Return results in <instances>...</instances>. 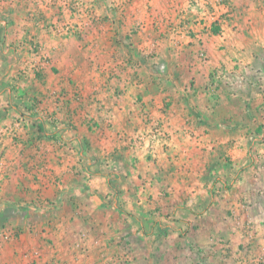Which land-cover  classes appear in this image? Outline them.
Listing matches in <instances>:
<instances>
[{"label":"rangeland","instance_id":"rangeland-1","mask_svg":"<svg viewBox=\"0 0 264 264\" xmlns=\"http://www.w3.org/2000/svg\"><path fill=\"white\" fill-rule=\"evenodd\" d=\"M15 4L0 264H264V0Z\"/></svg>","mask_w":264,"mask_h":264},{"label":"crops","instance_id":"crops-1","mask_svg":"<svg viewBox=\"0 0 264 264\" xmlns=\"http://www.w3.org/2000/svg\"><path fill=\"white\" fill-rule=\"evenodd\" d=\"M6 10H9V11H12V14L14 15V16H16L17 15V13H18V6H17V4H15L14 5V8H4V9H1L0 8V59H2L1 57L5 54V45H6V42L8 41H10L11 42V40H9V36H7V34H8V30L9 29H7V23H5V21H6V19H7V17H6ZM9 19V18H8ZM25 24V26L28 28L30 25H28V23H24ZM31 24V23H30ZM219 26V33L218 34H214L213 35V38H215L216 40H219V41H223L222 40V37L224 36V33L223 32H221V30L223 29V26H222V24L221 23H219L218 24ZM32 26V25H31ZM238 28V27H237ZM10 33H11V31H10ZM216 35V36H215ZM12 37V36H11ZM174 39H176V40H174V42H176V43H179L180 42V40H179V37L177 38H174ZM182 39H184L183 37H182ZM215 39H212L213 41L215 40ZM231 39V38H230ZM230 39H227L226 41L227 42H231L230 41ZM6 40V41H5ZM185 41V43H192L193 44V46L192 47H186V48H183V47H181L183 50H176V52H175V58H176V61H175V63H176V68L177 69H183L184 67H186L187 69H189V71L191 72V73H195V74H197V75H199V73H201L202 71H201V69L200 68H203V67H205L206 66V64L205 63H202L200 60H199V54L194 50V49H196V48H198L199 47V45L198 44H201V47H203V48H207L208 47V40H210V39H208V37H206V35H204V34H202V35H195L193 38H185L184 39ZM14 41V40H13ZM17 40H15L14 42H16ZM182 42V41H181ZM11 45V44H10ZM245 53V51L244 52H240V55L241 54H244ZM12 55V54H11ZM133 57H135V59L137 58V56L136 55H133ZM237 57V56H236ZM229 57L226 55V59H228ZM178 59V60H177ZM241 59H243V57H241ZM184 60V61H183ZM188 62V64H187V62ZM225 63H227V62H225ZM0 67H2V66H0ZM10 67V66H9ZM5 71V70H4ZM2 72L1 70H0V75L1 76H3L6 72ZM1 83V82H0ZM11 87L12 86H7V87H4L3 89H1L0 88V114L2 113V115L4 116L5 115V113L7 112V111H9V109H12V108H16L17 109V107L15 106V105H11L10 104V102H9V94L10 93H13V90L11 89ZM132 89H137V94H135V96L134 97H131V105H132V107L134 108V106H138V104L136 103V100L139 98V97H142L143 98V95L144 94H140L139 92H140V88H139V86L138 87H131ZM171 91H173V92H177V89H176V87L175 88H173ZM129 92V91H128ZM134 93H135V90L133 91ZM173 92H169V93H171V95L173 96V97H176V94H177V96L178 95H180V93H176V94H174ZM5 96V97H4ZM126 97V96H125ZM161 102V101H160ZM146 104H147V102H146ZM161 104H162V102H161ZM160 103H159V105L158 106H160L161 105ZM8 107L9 109L6 111V109L4 108V107ZM174 107V106H173ZM6 111V112H5ZM173 111H174V109H173ZM151 113H153V114H157L156 113V110L154 111V112H152L151 111ZM168 113H170V112H168ZM138 114V116H140L139 115V112L137 113ZM163 115V114H162ZM170 115V114H169Z\"/></svg>","mask_w":264,"mask_h":264},{"label":"trees","instance_id":"trees-1","mask_svg":"<svg viewBox=\"0 0 264 264\" xmlns=\"http://www.w3.org/2000/svg\"><path fill=\"white\" fill-rule=\"evenodd\" d=\"M212 31H213L214 34H218L219 33V27L215 26Z\"/></svg>","mask_w":264,"mask_h":264}]
</instances>
